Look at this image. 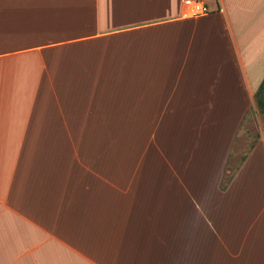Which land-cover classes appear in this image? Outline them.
I'll return each instance as SVG.
<instances>
[{"label": "crops", "instance_id": "obj_1", "mask_svg": "<svg viewBox=\"0 0 264 264\" xmlns=\"http://www.w3.org/2000/svg\"><path fill=\"white\" fill-rule=\"evenodd\" d=\"M186 1L0 0V264H264V0Z\"/></svg>", "mask_w": 264, "mask_h": 264}, {"label": "rangeland", "instance_id": "obj_2", "mask_svg": "<svg viewBox=\"0 0 264 264\" xmlns=\"http://www.w3.org/2000/svg\"><path fill=\"white\" fill-rule=\"evenodd\" d=\"M96 46H100V44ZM89 48L92 47L87 46V49ZM27 60L28 62L30 61V59ZM27 60L24 59V61ZM259 113H256L254 110L250 111L242 125L240 134L238 135L236 141L234 153L232 154V158L224 174V179L222 183L223 186L228 185V183L232 180L245 155L248 154L255 141L261 135L262 130L264 129V115L261 112Z\"/></svg>", "mask_w": 264, "mask_h": 264}, {"label": "built area", "instance_id": "obj_3", "mask_svg": "<svg viewBox=\"0 0 264 264\" xmlns=\"http://www.w3.org/2000/svg\"><path fill=\"white\" fill-rule=\"evenodd\" d=\"M186 5L188 9L185 14L191 17L203 16L210 12V7L200 0H188Z\"/></svg>", "mask_w": 264, "mask_h": 264}, {"label": "trees", "instance_id": "obj_4", "mask_svg": "<svg viewBox=\"0 0 264 264\" xmlns=\"http://www.w3.org/2000/svg\"><path fill=\"white\" fill-rule=\"evenodd\" d=\"M256 104L259 111L264 115V80L256 92ZM226 185H224L225 187Z\"/></svg>", "mask_w": 264, "mask_h": 264}]
</instances>
